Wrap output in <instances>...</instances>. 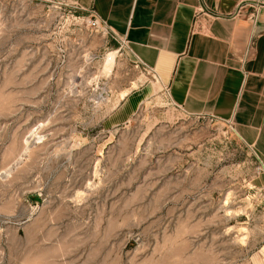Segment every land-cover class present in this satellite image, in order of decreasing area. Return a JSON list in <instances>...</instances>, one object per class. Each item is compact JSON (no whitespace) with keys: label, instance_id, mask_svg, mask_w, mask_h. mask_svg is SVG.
I'll use <instances>...</instances> for the list:
<instances>
[{"label":"rangeland","instance_id":"1","mask_svg":"<svg viewBox=\"0 0 264 264\" xmlns=\"http://www.w3.org/2000/svg\"><path fill=\"white\" fill-rule=\"evenodd\" d=\"M0 264H264L263 163L90 9L0 0Z\"/></svg>","mask_w":264,"mask_h":264},{"label":"crops","instance_id":"2","mask_svg":"<svg viewBox=\"0 0 264 264\" xmlns=\"http://www.w3.org/2000/svg\"><path fill=\"white\" fill-rule=\"evenodd\" d=\"M45 1L90 9L178 110L229 121L264 166V0Z\"/></svg>","mask_w":264,"mask_h":264},{"label":"bare ground","instance_id":"3","mask_svg":"<svg viewBox=\"0 0 264 264\" xmlns=\"http://www.w3.org/2000/svg\"><path fill=\"white\" fill-rule=\"evenodd\" d=\"M111 58H112V55L110 56V60H112ZM124 96H125V94L122 92L121 97L123 98Z\"/></svg>","mask_w":264,"mask_h":264},{"label":"built area","instance_id":"4","mask_svg":"<svg viewBox=\"0 0 264 264\" xmlns=\"http://www.w3.org/2000/svg\"><path fill=\"white\" fill-rule=\"evenodd\" d=\"M92 12V11H91ZM93 16L98 19V17L92 12ZM99 20V19H98ZM100 21V20H99ZM103 24V22H102ZM104 25V24H103Z\"/></svg>","mask_w":264,"mask_h":264}]
</instances>
